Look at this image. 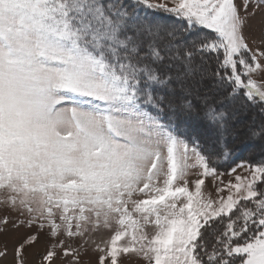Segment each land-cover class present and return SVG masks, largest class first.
Instances as JSON below:
<instances>
[{
	"label": "snow or ice",
	"instance_id": "6c2138e0",
	"mask_svg": "<svg viewBox=\"0 0 264 264\" xmlns=\"http://www.w3.org/2000/svg\"><path fill=\"white\" fill-rule=\"evenodd\" d=\"M194 100L207 149L174 124ZM236 100L264 115V0H0V234L28 229L12 264H264V162L227 184L214 162Z\"/></svg>",
	"mask_w": 264,
	"mask_h": 264
},
{
	"label": "trees",
	"instance_id": "16d2710c",
	"mask_svg": "<svg viewBox=\"0 0 264 264\" xmlns=\"http://www.w3.org/2000/svg\"><path fill=\"white\" fill-rule=\"evenodd\" d=\"M142 14L149 15L150 18H155L162 23L170 25H179L181 22L175 20L173 17L163 15L161 13L152 14L146 9H141ZM201 33H210V30L201 29ZM215 66L213 62V67ZM211 83V81H209ZM225 95V91L217 92L214 98L219 100ZM225 103L224 107L229 113L236 111L240 114L235 120L229 119V131L231 136H226L223 140V146L228 150L229 155L224 158L222 155L214 158L215 166L219 172H229L231 168H235L240 164L255 165L260 162H264V154L260 153L256 145L259 142L264 143V139L253 138L249 135L248 128L255 125H259L264 122V115L260 114L258 108L248 107L247 109H241V100ZM195 110L192 112H177L173 119L176 129L179 133L186 137L198 138L201 145L207 147L213 144L217 140L215 130L212 129L208 123L203 119V111L198 101L194 100ZM243 111L244 114L241 112ZM252 119L251 124H245L241 122V118ZM217 152H222L223 148L217 144Z\"/></svg>",
	"mask_w": 264,
	"mask_h": 264
},
{
	"label": "rangeland",
	"instance_id": "374dc122",
	"mask_svg": "<svg viewBox=\"0 0 264 264\" xmlns=\"http://www.w3.org/2000/svg\"><path fill=\"white\" fill-rule=\"evenodd\" d=\"M154 2H160V0H154ZM163 15H166V14H163ZM166 16H168V15H166ZM259 21H260V15L258 14L256 16V18L252 21V23L258 25ZM252 46L254 47V45H252ZM253 78L257 79L258 83L260 82L259 76L254 75ZM231 105H232V103L228 104V106H231ZM241 113L244 114L245 112L243 113V111H242ZM239 116H240V114H237V112L234 111V112H231V116L230 117H231V119L235 120ZM252 121L253 120L252 119H248V117L244 118V119L241 118V122H243L245 124H251ZM231 135L232 134L229 131V133L226 136L229 137ZM256 147H257V149L259 150L260 153L264 154V143L259 142L258 145H256ZM243 165L247 166L246 164H243ZM238 166L235 167L237 169L236 173H233L231 175L228 174L229 172H220V173H223V181H224L225 184H227V182L229 180H232L233 182H235L234 181V177L237 174L242 175V176L249 174L247 171H245L244 168H241V167H238ZM194 171H196V170H194ZM194 178L195 177H193V179ZM217 184H218V182H214L211 179H207L206 182H205V186L203 188V191L205 192V194L210 195L212 199H216L217 194H216L215 188H216ZM227 194L228 193L226 191L224 193H222V195H224V196H226ZM4 215L11 216L12 214L7 209H4L3 206H0V217H2ZM12 218H14V217H12ZM146 230L151 235L154 232L155 229H154L153 226H147ZM27 231H28V229H24V228H21V229H18V230H13L11 225H9L8 226V230L6 232H4L3 234H0V247H3L4 244H7L8 245V251H9L8 258L6 260L0 261V264H12V248H13V245L16 242V240L19 239L20 236L24 235ZM32 231H35V229H32ZM109 235L110 234L108 232H105L103 234L104 238H108ZM95 238L96 239H100V236H96ZM41 239H42V243L38 244L36 246V250H43V247H44L43 241L46 240V237L42 235ZM78 243H79V241L74 242L73 246H76V244H78ZM33 251L34 250H31V249L29 250V253H30L29 254V261L30 262L34 261V259H35V257H33L31 255V253ZM95 260H96L95 254H93L91 252V250H89L88 255L82 257V264H95ZM59 264H67V261L59 262ZM120 264H145V262L142 259L137 258V257H135L132 254H129L126 257L122 256L120 258Z\"/></svg>",
	"mask_w": 264,
	"mask_h": 264
}]
</instances>
